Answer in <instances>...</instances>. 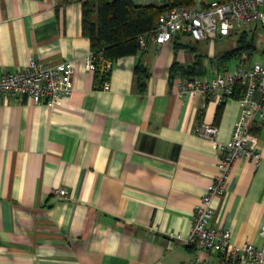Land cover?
<instances>
[{
  "label": "crops",
  "instance_id": "1",
  "mask_svg": "<svg viewBox=\"0 0 264 264\" xmlns=\"http://www.w3.org/2000/svg\"><path fill=\"white\" fill-rule=\"evenodd\" d=\"M193 41L149 42L115 59L103 80L85 68L80 0H0V73L30 57L74 69L72 93L55 104L0 97V264H187L196 254L234 264L186 243L193 209L218 172V145L240 114L237 94L220 102L218 91L178 94L194 63L226 68L214 40ZM137 63L149 74L142 93ZM200 123L217 127L213 140L195 133ZM251 132L261 156L235 160L210 223L231 243L260 247L264 121ZM57 188L66 198L53 195Z\"/></svg>",
  "mask_w": 264,
  "mask_h": 264
},
{
  "label": "built area",
  "instance_id": "2",
  "mask_svg": "<svg viewBox=\"0 0 264 264\" xmlns=\"http://www.w3.org/2000/svg\"><path fill=\"white\" fill-rule=\"evenodd\" d=\"M142 4L163 6L170 4L157 17L153 29L137 37V53L142 52L149 42L162 44L176 35L190 37L194 41L214 40L229 36L242 30H259L264 34V0H193L192 4H174L172 0H140ZM100 57V55H99ZM100 59V58H99ZM97 58L89 52L85 68L95 72ZM232 69H221L216 64L201 76L183 78L178 86V94L200 93L208 95L219 92V102L232 94L235 86H245L242 97L238 99L239 118L234 122L230 140L219 144L221 155L217 162V174L206 186L199 203L192 212L191 228L186 243L197 250L226 254L234 264H264V215L259 235L263 239L260 247L251 243L235 244L229 239V231L211 225L212 201L224 191V185L231 168L238 158L261 156L256 136L251 132V124L264 121V62L256 61L245 65L236 59ZM111 61L102 64V71L108 72ZM73 65L70 61L56 64L41 63L30 57L27 64L14 72L0 73V97L28 98L33 103L55 104L63 95L73 91ZM107 82L105 83V86ZM194 131L197 135L213 140L217 127L200 123ZM53 195L66 198L64 188L53 190ZM173 235V234H170ZM187 264H209L195 255Z\"/></svg>",
  "mask_w": 264,
  "mask_h": 264
},
{
  "label": "trees",
  "instance_id": "3",
  "mask_svg": "<svg viewBox=\"0 0 264 264\" xmlns=\"http://www.w3.org/2000/svg\"><path fill=\"white\" fill-rule=\"evenodd\" d=\"M172 1L174 4L193 3V0ZM80 2L82 33L89 38L90 52L97 58L94 73L103 80L107 78L109 71L103 72L102 64L107 61L112 63L122 56L136 54L138 35L153 29L158 15L170 6L137 4L133 0H80ZM248 31H240L236 47L223 51L218 58L226 61L234 56L246 63V56L250 58L256 51L252 38H247ZM196 65L197 62L193 64L191 70L186 69L183 78L203 75L205 69L202 67L196 70ZM133 76L137 91L142 93L149 76L147 69L137 63L133 68ZM237 89V92L234 91L235 93L232 92L229 96L237 94L238 99L242 97L245 86L237 84Z\"/></svg>",
  "mask_w": 264,
  "mask_h": 264
},
{
  "label": "rangeland",
  "instance_id": "4",
  "mask_svg": "<svg viewBox=\"0 0 264 264\" xmlns=\"http://www.w3.org/2000/svg\"><path fill=\"white\" fill-rule=\"evenodd\" d=\"M237 33L238 34L232 32L229 36L214 39L217 55H219L222 51L231 50L236 47L237 39L239 35H241L240 31H237ZM246 35L248 39L252 38L256 51L250 58L245 55L247 58L245 65L252 64L256 61L264 62V34L259 30H250ZM198 49L200 51H204V49L205 51L207 50V48H203L202 44H199ZM226 61L225 66L228 70H232L237 65V60L234 56Z\"/></svg>",
  "mask_w": 264,
  "mask_h": 264
}]
</instances>
